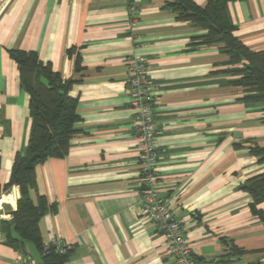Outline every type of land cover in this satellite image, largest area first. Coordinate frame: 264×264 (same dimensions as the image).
Here are the masks:
<instances>
[{"label":"crops","instance_id":"1","mask_svg":"<svg viewBox=\"0 0 264 264\" xmlns=\"http://www.w3.org/2000/svg\"><path fill=\"white\" fill-rule=\"evenodd\" d=\"M168 1L0 0V221L12 219L21 197L10 180L16 157L27 154L32 123L30 95L9 51H35L74 80L77 132L64 157L36 167L31 190L35 203L41 196L48 202L39 222L43 242L72 245L63 264H176L164 235L141 215L131 54L148 59L156 92L157 190L172 204L198 264H264V222L242 188L264 173V162L251 152L264 146V103L241 100L244 88L226 71L221 46L199 44L196 37L207 31L178 20ZM131 5L138 8L134 25ZM228 7L235 35L263 50L264 0ZM228 242L247 253L222 262ZM18 258L42 263L32 241L17 248L0 226V264Z\"/></svg>","mask_w":264,"mask_h":264},{"label":"trees","instance_id":"2","mask_svg":"<svg viewBox=\"0 0 264 264\" xmlns=\"http://www.w3.org/2000/svg\"><path fill=\"white\" fill-rule=\"evenodd\" d=\"M232 1L241 0H208L206 6L193 0H169L167 6L176 13L178 20L189 21L207 31L196 37L199 44L221 46L222 52L229 57L226 71L237 75L235 83L244 88L241 100L264 103V49L251 50L235 35L237 26L228 7ZM74 51L75 48L69 49L68 55L72 56ZM9 52L19 67L21 86L30 95L32 123L27 154L16 157L10 180V184L20 187L21 197L17 209L12 212V219L0 221V226L6 233L7 242L17 248L25 241H32L41 251L42 264H63L69 253L60 254L54 249L43 253L39 222L49 207L44 196L35 203L31 190L36 187V167L49 158L64 157L77 132L78 101L70 95L74 80L64 79L50 64L42 62L35 51L12 49ZM79 61L78 57L76 63ZM251 152L264 162V146H254ZM242 188L252 197L251 211L264 222V209L260 207L264 203V173L249 179ZM12 229L16 236L11 233ZM228 244L230 252L222 262L247 253L233 242Z\"/></svg>","mask_w":264,"mask_h":264},{"label":"built area","instance_id":"3","mask_svg":"<svg viewBox=\"0 0 264 264\" xmlns=\"http://www.w3.org/2000/svg\"><path fill=\"white\" fill-rule=\"evenodd\" d=\"M129 14L131 25H134L138 8L131 5ZM127 65L130 104L136 111V140L139 149L138 164L141 171L143 196L141 215L152 222L164 235L168 251L175 258L176 264H198L172 204L157 190L159 154L156 141L157 129L154 122L156 92L149 76L148 59L143 55L131 54L128 56ZM51 249L60 254H67L72 250V245L62 240L43 243V253ZM16 263L37 264L34 260L22 258H18Z\"/></svg>","mask_w":264,"mask_h":264}]
</instances>
